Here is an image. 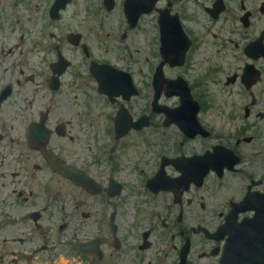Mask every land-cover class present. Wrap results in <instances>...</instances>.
I'll list each match as a JSON object with an SVG mask.
<instances>
[{"label": "flooded vegetation", "instance_id": "obj_1", "mask_svg": "<svg viewBox=\"0 0 264 264\" xmlns=\"http://www.w3.org/2000/svg\"><path fill=\"white\" fill-rule=\"evenodd\" d=\"M127 1L0 0V264L264 259V0Z\"/></svg>", "mask_w": 264, "mask_h": 264}, {"label": "rangeland", "instance_id": "obj_2", "mask_svg": "<svg viewBox=\"0 0 264 264\" xmlns=\"http://www.w3.org/2000/svg\"><path fill=\"white\" fill-rule=\"evenodd\" d=\"M83 3L80 4L79 6V11H83ZM75 10V12H73ZM73 5L71 6V8L68 10L69 15L73 14L72 17H75V14H78V16H82V13H80ZM67 14L65 13L63 15V19L61 21L62 24H65L66 20L68 18ZM55 23H51L49 22L48 19H46V32H48L49 30H53ZM48 39V38H47ZM49 40V39H48ZM48 46V43H47ZM96 53V51H94ZM149 55V54H146ZM30 264H78L76 261H74L73 259H70L69 256L67 255H57L56 257H52L50 259H45V257L43 256H39L38 258L34 259Z\"/></svg>", "mask_w": 264, "mask_h": 264}, {"label": "water", "instance_id": "obj_3", "mask_svg": "<svg viewBox=\"0 0 264 264\" xmlns=\"http://www.w3.org/2000/svg\"><path fill=\"white\" fill-rule=\"evenodd\" d=\"M135 3V0H132ZM156 0H150L149 4L154 3ZM147 3V1H146ZM147 5V4H146ZM189 104H194L190 99L181 100V106L175 110H172L170 114L177 117H181L186 110L188 109ZM223 264H264V259L258 260H235V259H226L223 261Z\"/></svg>", "mask_w": 264, "mask_h": 264}]
</instances>
